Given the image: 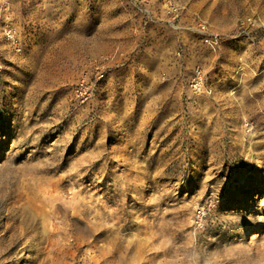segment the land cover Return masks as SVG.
Segmentation results:
<instances>
[{"label":"rangeland","instance_id":"obj_1","mask_svg":"<svg viewBox=\"0 0 264 264\" xmlns=\"http://www.w3.org/2000/svg\"><path fill=\"white\" fill-rule=\"evenodd\" d=\"M0 264H264V0H0Z\"/></svg>","mask_w":264,"mask_h":264},{"label":"built area","instance_id":"obj_2","mask_svg":"<svg viewBox=\"0 0 264 264\" xmlns=\"http://www.w3.org/2000/svg\"><path fill=\"white\" fill-rule=\"evenodd\" d=\"M204 27V26H202ZM205 41L208 42L212 47L218 43V35L217 34H209L205 37ZM189 87L191 91H194L196 93H199L201 91H205L204 86V73L202 69L199 66H196L193 69V72L191 74L190 80H189ZM77 95L81 98L83 101L86 99L89 95V87L85 83V80L82 79L77 87H76Z\"/></svg>","mask_w":264,"mask_h":264}]
</instances>
